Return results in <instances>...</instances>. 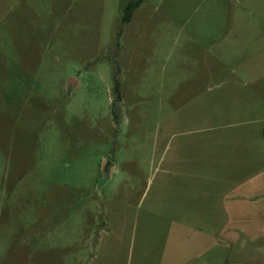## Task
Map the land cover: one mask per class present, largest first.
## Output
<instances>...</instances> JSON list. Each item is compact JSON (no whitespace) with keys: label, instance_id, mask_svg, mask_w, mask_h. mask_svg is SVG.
I'll use <instances>...</instances> for the list:
<instances>
[{"label":"rangeland","instance_id":"rangeland-1","mask_svg":"<svg viewBox=\"0 0 264 264\" xmlns=\"http://www.w3.org/2000/svg\"><path fill=\"white\" fill-rule=\"evenodd\" d=\"M122 4L0 0V264H264V199L216 189L219 139L264 150V0Z\"/></svg>","mask_w":264,"mask_h":264},{"label":"crops","instance_id":"crops-1","mask_svg":"<svg viewBox=\"0 0 264 264\" xmlns=\"http://www.w3.org/2000/svg\"><path fill=\"white\" fill-rule=\"evenodd\" d=\"M220 146V157L221 161L228 160L230 162L231 170L228 173L223 175L229 181L225 182L224 185L218 183L216 184V189L222 187V191L218 193L225 196L226 199H229V204L225 205V213L229 215L230 220H250V210H252L254 204L260 199H264V180L260 183H255L252 179H255V174L253 170V164L255 163V157L257 155H264L263 151L255 150L253 144V139L249 135H234L230 138H221L219 139ZM227 158V159H224ZM232 164L234 167H232ZM264 168V167H263ZM263 168L260 170L262 171ZM222 171V169H220ZM264 175V171L262 172ZM186 203V202H185ZM184 203V207H185ZM189 202L188 206H191L189 209L184 208L183 212L180 213L179 217L183 220L188 221H202V220H211L217 221L222 220L219 212V203L207 201V202ZM197 207H194V206ZM209 237L211 235H205ZM202 236V237H205ZM202 249H206L207 246L200 244L198 247L192 248V246L185 248L188 253H192L191 249H194L193 252H198V256L195 258L201 261V264H216L217 257L215 251L211 253L208 257L205 256L206 252H203Z\"/></svg>","mask_w":264,"mask_h":264},{"label":"trees","instance_id":"trees-1","mask_svg":"<svg viewBox=\"0 0 264 264\" xmlns=\"http://www.w3.org/2000/svg\"><path fill=\"white\" fill-rule=\"evenodd\" d=\"M144 0H122V22H130L133 16L134 11L142 4ZM114 91L116 94V101L122 99L121 85L119 81L115 82ZM115 104V101L113 102ZM118 119V115L115 114V120Z\"/></svg>","mask_w":264,"mask_h":264},{"label":"water","instance_id":"water-1","mask_svg":"<svg viewBox=\"0 0 264 264\" xmlns=\"http://www.w3.org/2000/svg\"><path fill=\"white\" fill-rule=\"evenodd\" d=\"M75 79L74 78H71L70 80H69V83H71L72 81H74Z\"/></svg>","mask_w":264,"mask_h":264}]
</instances>
